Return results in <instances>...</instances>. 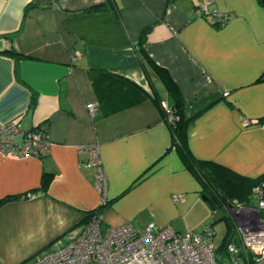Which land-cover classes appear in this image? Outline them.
I'll return each mask as SVG.
<instances>
[{"label":"crops","instance_id":"obj_1","mask_svg":"<svg viewBox=\"0 0 264 264\" xmlns=\"http://www.w3.org/2000/svg\"><path fill=\"white\" fill-rule=\"evenodd\" d=\"M106 2L0 0V123L44 129L50 144L42 156L0 150V199L19 195L0 206V264L55 249L97 208L104 227L175 228L206 193L174 145V97L143 52L187 101L192 153L264 174V4ZM214 11L229 16L215 24ZM73 51L82 54L74 62ZM81 144L99 145L106 198Z\"/></svg>","mask_w":264,"mask_h":264},{"label":"built area","instance_id":"obj_2","mask_svg":"<svg viewBox=\"0 0 264 264\" xmlns=\"http://www.w3.org/2000/svg\"><path fill=\"white\" fill-rule=\"evenodd\" d=\"M80 51L70 54L72 62ZM92 114L97 107L87 104ZM170 119H175L174 114ZM47 131L41 128L25 130L21 123H0V150L16 156L45 155L49 150ZM87 155L84 165L96 169L95 185L106 198L108 179L100 158L98 144L78 145ZM258 197L252 203L237 200L230 205L234 236L224 248H217L211 229L180 232L172 225L149 223L138 230L127 223L119 227H104L99 212L67 232L59 245L22 264H264V180L256 188ZM173 201H185L175 195ZM224 249V250H223Z\"/></svg>","mask_w":264,"mask_h":264},{"label":"trees","instance_id":"obj_3","mask_svg":"<svg viewBox=\"0 0 264 264\" xmlns=\"http://www.w3.org/2000/svg\"><path fill=\"white\" fill-rule=\"evenodd\" d=\"M115 1V0H114ZM112 3L111 0H107L105 5L107 7L110 4L115 5L116 2ZM205 16L206 9L204 10ZM222 12L214 11V15L219 19V21H215V24L224 23L229 15L225 14L223 17ZM219 15V16H218ZM141 44L144 39L141 37ZM144 57L153 62L155 69L162 76L163 81H165L169 91L174 97V104L170 113L174 114L175 119L170 123L173 129V140L174 145L177 149L178 154L180 155L182 161L185 163L186 167L199 179L203 186L202 192H209L216 199V206L214 209H224L227 213L220 217V219H225L227 222V235L224 239L222 248L230 241V239L234 236V223L232 217L229 213L230 205H232L236 200L242 204L252 203L255 199H257L258 194L256 191V187L261 184L264 180V174L258 177H248L245 176L234 169L219 163L217 161L211 159H199L197 158L191 151L189 146V133H188V124L192 119L186 118L184 109L187 105V101L183 97L179 87L174 81L173 77L170 75L166 68H163L155 61L152 60L151 57L145 52H143ZM166 115V114H165ZM51 175L49 173H44L42 178V186L46 187L50 181ZM19 195H12L8 197H4L0 199V206L4 203L15 199ZM102 208H97L94 210H90L82 222L86 221L91 215L95 212L101 211ZM81 222V223H82ZM224 250V249H223Z\"/></svg>","mask_w":264,"mask_h":264},{"label":"rangeland","instance_id":"obj_4","mask_svg":"<svg viewBox=\"0 0 264 264\" xmlns=\"http://www.w3.org/2000/svg\"><path fill=\"white\" fill-rule=\"evenodd\" d=\"M198 199L200 201L194 205L192 204L190 207L188 206L186 211L177 213L173 222L174 226L177 231L185 233L192 232L193 230L201 233L210 228L213 234V242L219 248L224 242L228 229L226 220L220 219V217L224 216L227 211L219 208L214 209L203 197H198ZM86 264L98 263L91 261Z\"/></svg>","mask_w":264,"mask_h":264},{"label":"water","instance_id":"obj_5","mask_svg":"<svg viewBox=\"0 0 264 264\" xmlns=\"http://www.w3.org/2000/svg\"><path fill=\"white\" fill-rule=\"evenodd\" d=\"M260 2H261L262 4H264V0H260ZM202 7H203V8H206L205 6H202ZM203 199L206 200V201H208V202H210V204H211L212 207H215V206H216V199H215V197H214L212 194H210L209 192H206V193L203 195Z\"/></svg>","mask_w":264,"mask_h":264},{"label":"flooded vegetation","instance_id":"obj_6","mask_svg":"<svg viewBox=\"0 0 264 264\" xmlns=\"http://www.w3.org/2000/svg\"><path fill=\"white\" fill-rule=\"evenodd\" d=\"M217 202V201H216Z\"/></svg>","mask_w":264,"mask_h":264}]
</instances>
